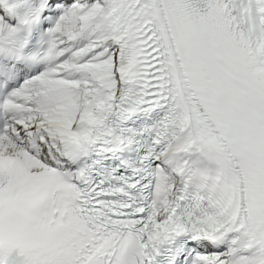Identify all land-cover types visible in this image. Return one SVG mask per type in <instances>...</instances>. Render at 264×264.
Here are the masks:
<instances>
[{
  "label": "snow or ice",
  "instance_id": "1",
  "mask_svg": "<svg viewBox=\"0 0 264 264\" xmlns=\"http://www.w3.org/2000/svg\"><path fill=\"white\" fill-rule=\"evenodd\" d=\"M0 264H264V0H0Z\"/></svg>",
  "mask_w": 264,
  "mask_h": 264
}]
</instances>
